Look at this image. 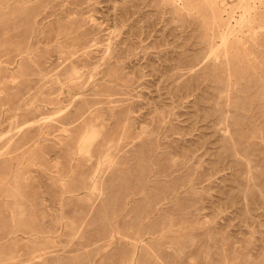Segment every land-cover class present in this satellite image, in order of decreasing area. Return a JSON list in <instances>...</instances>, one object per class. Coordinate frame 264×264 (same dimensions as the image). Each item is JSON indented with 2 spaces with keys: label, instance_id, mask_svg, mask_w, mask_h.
<instances>
[{
  "label": "rangeland",
  "instance_id": "1",
  "mask_svg": "<svg viewBox=\"0 0 264 264\" xmlns=\"http://www.w3.org/2000/svg\"><path fill=\"white\" fill-rule=\"evenodd\" d=\"M220 2L214 28L202 0H21L0 12L4 264H264V0H249L256 21L239 27L242 0ZM227 26L243 38L229 39L226 67L210 51ZM83 106L68 136L32 137ZM27 121L15 139L28 143L4 156ZM89 125L100 136L86 156Z\"/></svg>",
  "mask_w": 264,
  "mask_h": 264
},
{
  "label": "bare ground",
  "instance_id": "2",
  "mask_svg": "<svg viewBox=\"0 0 264 264\" xmlns=\"http://www.w3.org/2000/svg\"><path fill=\"white\" fill-rule=\"evenodd\" d=\"M15 2L16 5H18L17 3H20L21 0H0V12L8 9L10 2ZM169 2L172 3V5H174L175 7H178L179 9H186L189 8L190 10H192L194 7H192L191 5H189L187 3V0H168ZM186 2V4H183V2ZM204 3L207 4L208 7V13H207V18H208V23L214 28V27H219L222 24V18H221V11L220 9H222V3L220 2V0H202ZM246 0H242V4L239 6L240 9L242 10V13L239 16V20L236 21V26L239 27L241 25H252L253 23H255V15L253 13V10L256 9V5L255 4H250L249 0H247V2H245ZM260 1V0H259ZM245 2V3H243ZM21 6V5H18ZM191 7V8H190ZM21 8V7H20ZM31 12L29 11V14ZM30 21V19H29ZM228 26L230 25L229 23L227 24ZM227 26V30H224L220 33V35L218 36V38L221 41V49L219 47L215 48V49H211L210 54H217L222 52L223 53V57L225 58V61L223 62L224 65H226L227 67V55L229 53L230 47L228 45V41L231 37H233V39L235 41H242V36H241V29L240 28H230ZM20 48L18 47L17 52H19ZM236 54V56H242L243 54L239 53V52H234ZM250 54V53H249ZM248 54V56H249ZM239 65H243V61H238ZM228 66L230 67L231 65L228 64ZM228 67V68H229ZM224 70H227V68H225ZM243 70V69H241ZM227 86V85H226ZM49 104L52 106H58L60 104H62L59 100L57 99H51L49 101ZM27 105V104H26ZM36 107V106H35ZM17 110H20L19 115H23L24 113H29L31 112V110L28 109H20L18 108ZM61 112H65L67 110V107H60L58 109ZM86 112V106L81 107L76 114L73 115H67L65 117H63V119L57 120L55 121V123L53 125L48 126L47 128H39L35 131L32 132V137H38L41 135H45L49 132H53L56 133L58 131H62L66 136H68L70 134V126L72 124H74L76 121H78L79 119H81V117L85 114ZM16 124V120L14 121V123L12 125ZM32 123H29V121L22 123L21 125H16L14 127V132L13 134L10 136V138L6 141L5 146L6 148L3 146V155L5 156L7 154L8 151L12 150L13 148L17 147L19 145V141L21 139L20 144H27V138L28 135H24L21 138H17L19 137L21 134L26 133L28 130V128L31 127ZM100 136V134L98 133V131L92 126H86V128L82 131V133L79 136V139L77 140V148L78 151L81 154H84L86 156H90L91 152H92V147L94 142L98 139V137ZM15 139V140H14ZM110 156L108 155V153L103 157V161H101V163H99V166L97 168V172L100 170L101 165L105 162V163H112L110 161ZM105 160V161H104ZM0 171H2L3 173L7 174L10 171L9 165L4 164L3 166H0ZM96 172V173H97ZM95 175V174H94ZM64 182H61V184H63ZM100 186V181L98 182V180L95 177H92L90 179V188L91 190L96 189L97 187ZM15 232L9 233L10 234H14ZM7 235V236H8ZM5 238V237H4ZM9 261L12 260V258L8 259ZM7 259H0V264H4L6 263Z\"/></svg>",
  "mask_w": 264,
  "mask_h": 264
}]
</instances>
